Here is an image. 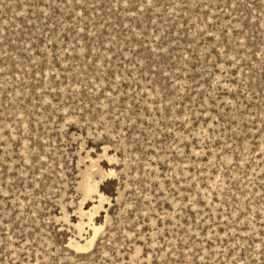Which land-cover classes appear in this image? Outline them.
I'll return each mask as SVG.
<instances>
[{"label": "rangeland", "instance_id": "rangeland-1", "mask_svg": "<svg viewBox=\"0 0 264 264\" xmlns=\"http://www.w3.org/2000/svg\"><path fill=\"white\" fill-rule=\"evenodd\" d=\"M0 264H264V0H0Z\"/></svg>", "mask_w": 264, "mask_h": 264}, {"label": "bare ground", "instance_id": "bare-ground-1", "mask_svg": "<svg viewBox=\"0 0 264 264\" xmlns=\"http://www.w3.org/2000/svg\"><path fill=\"white\" fill-rule=\"evenodd\" d=\"M91 175V174H90ZM85 177V176H84ZM89 177V176H88ZM91 178H92V175H91ZM84 179V178H83ZM89 181V179L88 180H86V182H84V185L82 186V187H84V191H85V196H89V194H91V191H93V188H94V190H97V188H98V182H96V185L95 186H93V184H91L90 182H88ZM92 181V180H91ZM94 181V180H93ZM95 193V192H94ZM85 196H83V197H85ZM88 198H90V196L88 197ZM101 198V197H100ZM104 199V198H103ZM100 200V199H99ZM84 201V200H83ZM102 202H103V200H102ZM83 203L84 202H82V205H83ZM101 204V203H100ZM80 209H81V212H84V209H83V207L81 206V204H80ZM86 208V207H85ZM86 212V211H85ZM84 212V213H85ZM87 214H88V212H87ZM86 214V215H87ZM90 219H92V218H90ZM89 224H90V222H89ZM80 226H82V223L80 224ZM92 227V226H91ZM93 227H94V225H93ZM95 228V227H94ZM96 231V230H95ZM94 233V232H93ZM96 234V233H95ZM93 235V234H92ZM96 237V236H95ZM88 239V238H87ZM95 239V238H94ZM93 240V239H92ZM80 242V241H79ZM79 242H77L76 244L77 245H79L80 243ZM92 243V242H91ZM85 244V243H84ZM81 248V247H80ZM79 249V248H78Z\"/></svg>", "mask_w": 264, "mask_h": 264}]
</instances>
